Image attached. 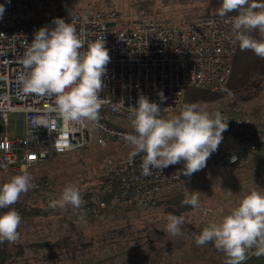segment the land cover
Wrapping results in <instances>:
<instances>
[{"label": "built area", "instance_id": "built-area-1", "mask_svg": "<svg viewBox=\"0 0 264 264\" xmlns=\"http://www.w3.org/2000/svg\"><path fill=\"white\" fill-rule=\"evenodd\" d=\"M40 1L0 0V5L4 12H13ZM235 16H207L185 27L163 17L147 18L127 28L118 26L120 9L101 6L92 12L59 13L45 21L0 28V170L17 175L51 156L73 154L92 145L125 144V136L133 129L124 122L131 121L132 107H138L142 95L160 106V115H172L181 108L189 87L212 93L225 91L239 48L230 22ZM57 18L74 21L85 46L100 38L105 39L109 50L111 59L99 93L103 100L99 117L86 126L66 123L58 117L51 99L22 91L25 49L39 29L55 27ZM160 92L165 99L161 100ZM233 107L221 113L228 129L204 168L242 167L264 150V106L236 107L235 111ZM11 114L21 116L22 135L8 134ZM140 162L139 156L130 159V153L108 157L92 186V195L83 203L82 214L89 216L120 206H156L179 190L186 177L183 161L161 170L152 168L148 176L141 174ZM49 185L48 179H41L35 188L42 190Z\"/></svg>", "mask_w": 264, "mask_h": 264}, {"label": "rangeland", "instance_id": "rangeland-1", "mask_svg": "<svg viewBox=\"0 0 264 264\" xmlns=\"http://www.w3.org/2000/svg\"><path fill=\"white\" fill-rule=\"evenodd\" d=\"M101 6L120 9L122 19L118 26L129 28L135 21L163 17L185 27L201 19L207 1L52 0L49 6L44 7V14L53 17L61 12L67 15L86 13ZM25 8L22 6L16 11L4 12L0 22L23 14ZM215 94L219 96L217 99L201 105L210 113H222L232 106L234 111L236 107L260 109L264 106V74L254 78L248 87ZM169 116L161 115L165 119ZM124 125L132 129L131 121L124 122ZM6 130L10 136L22 135L19 114L10 115V126ZM130 151L127 143H114L100 148L88 146L69 155L51 156L28 172L34 177V187L21 195L19 201L27 206L48 208L51 201L59 198L65 186L71 184L79 190L83 185L92 187L100 178L108 157ZM12 176L0 171V184ZM41 179H48L50 185L37 190L36 182ZM252 190L264 193V152L242 167L211 166L186 176L176 192L189 197L194 192L198 193L199 207L193 210L178 212L168 204L159 203L149 207L120 206L88 216L82 214L83 204L81 209L57 207L56 214L21 225L19 238L13 242L12 250L15 253L16 244L22 243L25 253L14 255L8 264H224L226 257L222 252L216 250L211 242L198 246L196 237L204 228L219 223L230 214L241 198ZM204 209L212 212L205 214ZM170 213L184 217L181 235L171 236L164 231ZM65 236L71 237L67 238V249L61 247L55 252L49 249L35 252L28 248L36 241H56ZM244 264H264V256L257 257L254 250H250Z\"/></svg>", "mask_w": 264, "mask_h": 264}, {"label": "clouds", "instance_id": "clouds-1", "mask_svg": "<svg viewBox=\"0 0 264 264\" xmlns=\"http://www.w3.org/2000/svg\"><path fill=\"white\" fill-rule=\"evenodd\" d=\"M5 8L0 5V17ZM238 12L231 18L235 40L240 49L251 50L264 59V4L250 0H222L218 10L221 17ZM55 27H43L27 45L23 56L26 72L20 77L22 91L47 97L54 102L58 117L66 123L86 126L98 120L102 101V77L110 62L105 39L97 38L85 46L77 34L75 22L61 18ZM258 31L261 39L249 33ZM165 99L163 92L159 93ZM168 108L164 109L166 111ZM161 108L147 97L140 96L138 107H132L130 116L132 133L125 136L130 146V159L139 156L141 174L148 176L151 169H164L184 162L183 175L206 167L208 159L216 152L228 129V121L217 111L210 113L196 103L185 104L180 112L168 118L161 117ZM39 124L40 122L37 121ZM34 177L22 171L0 184V209L11 208L21 195L34 187ZM182 205L199 207V195L186 196ZM80 190L73 185L63 188L58 199L50 202L52 208H80ZM20 214L12 209L0 215V242H15L19 238ZM164 231L171 236L181 235L185 223L183 216L169 214ZM212 243L226 257L224 264H244L248 252L264 256V193L252 190L241 198L231 213L219 223H212L197 235L196 243Z\"/></svg>", "mask_w": 264, "mask_h": 264}, {"label": "trees", "instance_id": "trees-1", "mask_svg": "<svg viewBox=\"0 0 264 264\" xmlns=\"http://www.w3.org/2000/svg\"><path fill=\"white\" fill-rule=\"evenodd\" d=\"M52 0H41L38 3H34L28 5L25 8L23 14H16L12 20H8L7 22L4 20L0 22V28H13L18 26H25L32 23H37L41 21H45L51 17H48L44 14V7L49 6ZM207 6L205 7L204 14L201 18L219 15L218 10L222 5V0H206ZM250 3H261L264 4V0H250ZM60 14H65L61 12ZM227 15H238V12H230ZM249 35L253 36L255 39H261L258 31L249 33ZM236 58L234 60L233 72L230 76L229 83L226 86V92L230 93L235 90H239L245 87L250 86V83L254 78L261 76L264 74V59L256 56L251 50H241L240 47L238 52L236 53ZM219 96L215 93L208 92L202 89L189 87L186 89L181 109L185 104L196 103L198 105H202L205 102L214 101ZM1 171V170H0ZM3 172V171H1ZM5 173V172H3ZM8 174V173H7ZM11 175V174H9ZM88 182V181H87ZM80 193L82 197V204L85 200L90 198L92 195V187L82 186L80 188ZM185 194L183 192H176L171 195H168L162 198L159 203H164L172 206L178 212H184L187 210H193L191 206L182 205L181 201L185 198ZM158 203V204H159ZM81 204V206H82ZM157 204V205H158ZM81 206L79 209H81ZM16 210L21 216V223L18 228L20 230L21 225H25L26 223H30L32 221L35 222L37 219L48 218L51 215L56 214V209L52 207L46 206H27L25 203L18 201L11 208L0 209V215L4 214L9 210ZM80 217V215H78ZM67 238L71 239L70 236H65L62 239H57L56 241L50 240H42L30 243L28 248L30 250H35L38 252L40 250L49 249L51 252H55L56 250H60V248L64 247L67 249L69 244L67 242ZM13 242H0V264H8L9 260L16 256H22L25 253V246L22 243H17L15 248V253L12 250Z\"/></svg>", "mask_w": 264, "mask_h": 264}, {"label": "water", "instance_id": "water-1", "mask_svg": "<svg viewBox=\"0 0 264 264\" xmlns=\"http://www.w3.org/2000/svg\"><path fill=\"white\" fill-rule=\"evenodd\" d=\"M115 23H111L112 26H114Z\"/></svg>", "mask_w": 264, "mask_h": 264}, {"label": "crops", "instance_id": "crops-1", "mask_svg": "<svg viewBox=\"0 0 264 264\" xmlns=\"http://www.w3.org/2000/svg\"><path fill=\"white\" fill-rule=\"evenodd\" d=\"M220 146V145H219ZM264 152V150L262 151V153ZM259 154H257V156H258Z\"/></svg>", "mask_w": 264, "mask_h": 264}]
</instances>
